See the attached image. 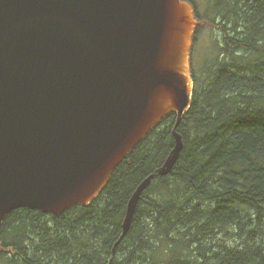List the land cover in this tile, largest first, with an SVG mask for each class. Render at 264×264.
Wrapping results in <instances>:
<instances>
[{
	"label": "water",
	"instance_id": "1",
	"mask_svg": "<svg viewBox=\"0 0 264 264\" xmlns=\"http://www.w3.org/2000/svg\"><path fill=\"white\" fill-rule=\"evenodd\" d=\"M196 25L184 0H0V229L19 208L59 215L91 203L176 112V145L157 173L172 171ZM154 176L131 197L116 246Z\"/></svg>",
	"mask_w": 264,
	"mask_h": 264
},
{
	"label": "trees",
	"instance_id": "2",
	"mask_svg": "<svg viewBox=\"0 0 264 264\" xmlns=\"http://www.w3.org/2000/svg\"><path fill=\"white\" fill-rule=\"evenodd\" d=\"M185 1L212 37L197 67L194 45L206 30L195 27L192 104L176 128L183 148L172 171L157 173L176 145V112L119 162L91 203L59 215L9 213L0 246L10 255L0 251V261L264 264V0ZM153 174L116 246L131 197Z\"/></svg>",
	"mask_w": 264,
	"mask_h": 264
},
{
	"label": "rangeland",
	"instance_id": "3",
	"mask_svg": "<svg viewBox=\"0 0 264 264\" xmlns=\"http://www.w3.org/2000/svg\"><path fill=\"white\" fill-rule=\"evenodd\" d=\"M206 0H202V2H204ZM202 21H198V25H201V29L202 30H206L204 33L201 34L200 38L201 40L197 42L196 45H194L195 47V64L197 67L200 66L201 62L203 61L204 57H205V46L208 45L209 40L212 37V31L209 28V24H201ZM213 30V29H212ZM194 36H196V31L194 32ZM199 40V37H198ZM195 42V39H194ZM193 47V43H191L190 46V59H191V49ZM212 53H210L209 55H211ZM198 64V65H197ZM0 251H3V253H5V255H10V250H3V248L0 246ZM0 264H6L5 262L0 261Z\"/></svg>",
	"mask_w": 264,
	"mask_h": 264
}]
</instances>
